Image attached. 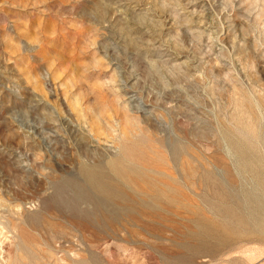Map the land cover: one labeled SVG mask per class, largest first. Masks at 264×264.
Returning a JSON list of instances; mask_svg holds the SVG:
<instances>
[{
	"label": "rangeland",
	"instance_id": "1",
	"mask_svg": "<svg viewBox=\"0 0 264 264\" xmlns=\"http://www.w3.org/2000/svg\"><path fill=\"white\" fill-rule=\"evenodd\" d=\"M0 226V264H264V0H0Z\"/></svg>",
	"mask_w": 264,
	"mask_h": 264
},
{
	"label": "bare ground",
	"instance_id": "2",
	"mask_svg": "<svg viewBox=\"0 0 264 264\" xmlns=\"http://www.w3.org/2000/svg\"><path fill=\"white\" fill-rule=\"evenodd\" d=\"M86 165H88V164H86ZM85 164H82V165H80L79 166V170H80V172H79V174L81 173L82 174V180L84 181V182H87V183H94V178L92 177V175L88 172V168H87V166H86ZM95 167V166H94ZM90 168V167H89ZM92 168V167H91ZM90 168V169H91ZM98 189H99V187H98ZM100 190V189H99ZM103 196H105V195H103ZM101 207H102V209H104V210H109L108 208H110L111 206H112V202L108 199V198H102L101 199ZM0 235H1V237H3V236H5L4 235V231H3V228H2V226H0ZM6 237V236H5ZM2 242V241H1ZM2 247V246H1ZM4 250V249H3ZM0 257H2V256H0ZM3 258V257H2ZM7 264V263H6Z\"/></svg>",
	"mask_w": 264,
	"mask_h": 264
}]
</instances>
